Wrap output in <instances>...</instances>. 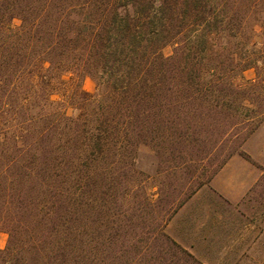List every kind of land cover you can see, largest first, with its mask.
<instances>
[{"label":"trees","instance_id":"obj_1","mask_svg":"<svg viewBox=\"0 0 264 264\" xmlns=\"http://www.w3.org/2000/svg\"><path fill=\"white\" fill-rule=\"evenodd\" d=\"M262 116L264 0H0V264H203L166 222ZM145 151L163 223H93Z\"/></svg>","mask_w":264,"mask_h":264},{"label":"rangeland","instance_id":"obj_2","mask_svg":"<svg viewBox=\"0 0 264 264\" xmlns=\"http://www.w3.org/2000/svg\"><path fill=\"white\" fill-rule=\"evenodd\" d=\"M243 76L258 80L255 70ZM83 89L95 94L97 85L86 78ZM261 119L248 139L235 145L237 153L230 159L223 156L219 163H225L212 180L166 222L165 233L203 264H264V116ZM143 154L141 169L146 176L139 188L95 193L94 199L104 206L94 204L93 223H163L155 219L165 209L162 202L168 191L161 185L165 179L154 176L158 163L146 151ZM8 242L9 235L0 231V250Z\"/></svg>","mask_w":264,"mask_h":264}]
</instances>
